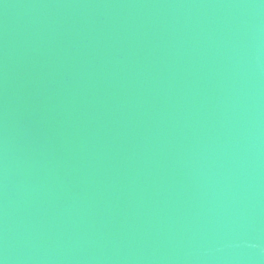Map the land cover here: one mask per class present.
Wrapping results in <instances>:
<instances>
[{
  "label": "water",
  "instance_id": "1",
  "mask_svg": "<svg viewBox=\"0 0 264 264\" xmlns=\"http://www.w3.org/2000/svg\"><path fill=\"white\" fill-rule=\"evenodd\" d=\"M0 264H264V0H0Z\"/></svg>",
  "mask_w": 264,
  "mask_h": 264
}]
</instances>
